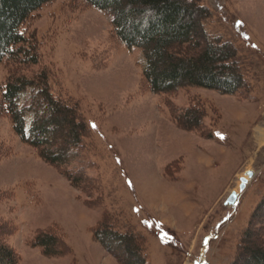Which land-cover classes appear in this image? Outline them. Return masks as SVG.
I'll use <instances>...</instances> for the list:
<instances>
[{
    "label": "rangeland",
    "instance_id": "374dc122",
    "mask_svg": "<svg viewBox=\"0 0 264 264\" xmlns=\"http://www.w3.org/2000/svg\"><path fill=\"white\" fill-rule=\"evenodd\" d=\"M203 3L212 13L208 33L237 50L247 86L236 94L147 89L142 50L121 44L111 17L81 0H53L21 28L36 36L39 62L4 60L0 89L12 73L32 78L47 70L52 92L76 105L87 126L78 160L91 180L75 186L66 168L43 159L15 134L9 118L0 117L6 150L0 158V219L16 227L8 242L19 254L17 264H120L94 239L107 213L146 237L150 264L234 261L264 199V142L255 136L256 128L264 129V0ZM192 107L204 114L200 127L188 130L175 116ZM76 165L72 161L70 169ZM248 170L256 175L240 193ZM232 193L238 194L236 204L225 205ZM4 231L0 226V242ZM39 231L62 237L69 251L44 256L32 246ZM250 242L264 251V233Z\"/></svg>",
    "mask_w": 264,
    "mask_h": 264
},
{
    "label": "trees",
    "instance_id": "16d2710c",
    "mask_svg": "<svg viewBox=\"0 0 264 264\" xmlns=\"http://www.w3.org/2000/svg\"><path fill=\"white\" fill-rule=\"evenodd\" d=\"M52 1L0 0V63L9 60L36 65L39 62L36 36L27 37L21 28ZM81 1L111 17L113 33L121 44L142 50L143 84L152 92L166 94L197 87L233 95L246 89L235 47L212 37L206 29L212 13L203 0ZM24 98L26 103L21 105ZM203 114L198 107H192L182 116L177 114L175 121L185 129H197ZM0 117L9 118L15 134L25 144L37 148L43 159L66 168L69 174L64 175L74 176L75 186L91 180L86 165L78 160L84 150L87 126L76 105L63 102L52 92L47 70L32 78L12 73L0 89ZM63 125L69 127L68 133L60 131ZM5 153L0 144V158ZM72 161H77V165L70 169ZM263 214L264 199L252 216L231 264H264V251L250 242L251 236L264 233L260 224ZM0 226L7 228L5 239L0 242V264H17L19 254L8 242L16 227L4 219H0ZM93 234L120 264H130L120 249L128 258H135L136 264H150L146 237L133 228L121 226L116 216L107 213ZM32 246L41 248L42 254L50 258L69 251L62 237L40 231Z\"/></svg>",
    "mask_w": 264,
    "mask_h": 264
},
{
    "label": "water",
    "instance_id": "95a60500",
    "mask_svg": "<svg viewBox=\"0 0 264 264\" xmlns=\"http://www.w3.org/2000/svg\"><path fill=\"white\" fill-rule=\"evenodd\" d=\"M255 175L256 173L254 170H248L245 172V176L240 178V185H239L240 193L245 191V189L247 188V185L253 180ZM237 200H238V194L232 193L227 198L225 205H234L237 202ZM194 264H204V262L197 260L195 261Z\"/></svg>",
    "mask_w": 264,
    "mask_h": 264
},
{
    "label": "bare ground",
    "instance_id": "6f19581e",
    "mask_svg": "<svg viewBox=\"0 0 264 264\" xmlns=\"http://www.w3.org/2000/svg\"><path fill=\"white\" fill-rule=\"evenodd\" d=\"M255 131H256L255 136H256L257 140L260 143H263L264 142V129L262 130L261 128H256Z\"/></svg>",
    "mask_w": 264,
    "mask_h": 264
},
{
    "label": "snow or ice",
    "instance_id": "6c2138e0",
    "mask_svg": "<svg viewBox=\"0 0 264 264\" xmlns=\"http://www.w3.org/2000/svg\"><path fill=\"white\" fill-rule=\"evenodd\" d=\"M93 127H95V125H92Z\"/></svg>",
    "mask_w": 264,
    "mask_h": 264
}]
</instances>
